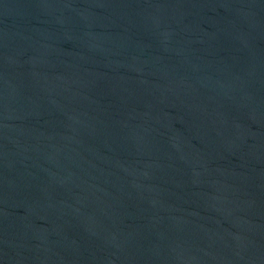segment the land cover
Returning a JSON list of instances; mask_svg holds the SVG:
<instances>
[{
    "label": "water",
    "instance_id": "water-1",
    "mask_svg": "<svg viewBox=\"0 0 264 264\" xmlns=\"http://www.w3.org/2000/svg\"><path fill=\"white\" fill-rule=\"evenodd\" d=\"M0 264H264V0H0Z\"/></svg>",
    "mask_w": 264,
    "mask_h": 264
}]
</instances>
